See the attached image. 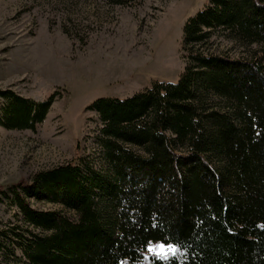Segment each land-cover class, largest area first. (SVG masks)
Segmentation results:
<instances>
[{"label": "trees", "instance_id": "16d2710c", "mask_svg": "<svg viewBox=\"0 0 264 264\" xmlns=\"http://www.w3.org/2000/svg\"><path fill=\"white\" fill-rule=\"evenodd\" d=\"M217 32L257 47L249 56L218 52ZM182 49L176 82L87 106L101 123L98 153L0 187L1 202L15 209L0 222L6 259L264 264V0H208L185 22ZM61 96L38 101L0 88V124L35 131ZM152 241L177 251L148 253Z\"/></svg>", "mask_w": 264, "mask_h": 264}, {"label": "rangeland", "instance_id": "374dc122", "mask_svg": "<svg viewBox=\"0 0 264 264\" xmlns=\"http://www.w3.org/2000/svg\"><path fill=\"white\" fill-rule=\"evenodd\" d=\"M207 3L0 0V88L38 101L57 90L62 94L35 131L0 124V187L29 182L39 171L98 153L93 138L101 123L87 106L99 97H130L155 81L176 82L186 66L185 22ZM212 44L231 56H249L257 47L241 46L220 32ZM14 213L0 198V222ZM147 251L168 258L177 249L152 241ZM0 264L22 263L0 252Z\"/></svg>", "mask_w": 264, "mask_h": 264}]
</instances>
